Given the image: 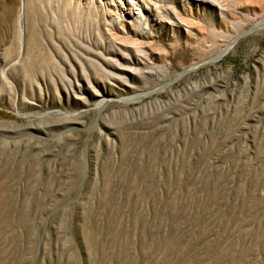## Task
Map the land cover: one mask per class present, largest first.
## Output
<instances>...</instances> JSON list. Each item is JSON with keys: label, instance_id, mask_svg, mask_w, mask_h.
Listing matches in <instances>:
<instances>
[{"label": "rangeland", "instance_id": "rangeland-1", "mask_svg": "<svg viewBox=\"0 0 264 264\" xmlns=\"http://www.w3.org/2000/svg\"><path fill=\"white\" fill-rule=\"evenodd\" d=\"M0 264H264V0H0Z\"/></svg>", "mask_w": 264, "mask_h": 264}]
</instances>
